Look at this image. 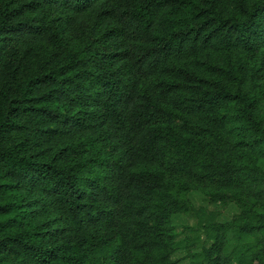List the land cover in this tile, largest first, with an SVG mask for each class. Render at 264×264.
Wrapping results in <instances>:
<instances>
[{
	"label": "trees",
	"instance_id": "obj_1",
	"mask_svg": "<svg viewBox=\"0 0 264 264\" xmlns=\"http://www.w3.org/2000/svg\"><path fill=\"white\" fill-rule=\"evenodd\" d=\"M0 264H264V0H0Z\"/></svg>",
	"mask_w": 264,
	"mask_h": 264
},
{
	"label": "rangeland",
	"instance_id": "obj_2",
	"mask_svg": "<svg viewBox=\"0 0 264 264\" xmlns=\"http://www.w3.org/2000/svg\"><path fill=\"white\" fill-rule=\"evenodd\" d=\"M195 199V203L198 204V205H204L205 202L203 200V194L199 193V192H194L193 195H192ZM234 212V209L233 208H229L225 211V213L227 215H231L232 213ZM183 222H186L188 223V221L186 220L185 217H181V218H177V225H178V229L181 228ZM178 256L180 257L181 254L178 253Z\"/></svg>",
	"mask_w": 264,
	"mask_h": 264
}]
</instances>
